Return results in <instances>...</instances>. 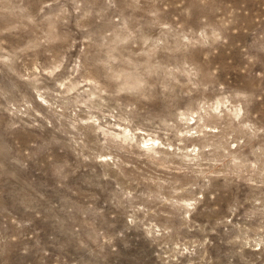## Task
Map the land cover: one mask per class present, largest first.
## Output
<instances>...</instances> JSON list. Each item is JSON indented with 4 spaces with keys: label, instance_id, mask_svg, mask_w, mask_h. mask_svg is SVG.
Segmentation results:
<instances>
[{
    "label": "rangeland",
    "instance_id": "374dc122",
    "mask_svg": "<svg viewBox=\"0 0 264 264\" xmlns=\"http://www.w3.org/2000/svg\"><path fill=\"white\" fill-rule=\"evenodd\" d=\"M0 264H264V0H0Z\"/></svg>",
    "mask_w": 264,
    "mask_h": 264
}]
</instances>
